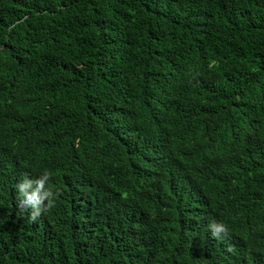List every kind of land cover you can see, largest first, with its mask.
Segmentation results:
<instances>
[{"label": "trees", "instance_id": "1", "mask_svg": "<svg viewBox=\"0 0 264 264\" xmlns=\"http://www.w3.org/2000/svg\"><path fill=\"white\" fill-rule=\"evenodd\" d=\"M0 264H264V0H0Z\"/></svg>", "mask_w": 264, "mask_h": 264}, {"label": "clouds", "instance_id": "2", "mask_svg": "<svg viewBox=\"0 0 264 264\" xmlns=\"http://www.w3.org/2000/svg\"><path fill=\"white\" fill-rule=\"evenodd\" d=\"M51 170L45 169L35 179L25 174L16 184L17 201L22 210L30 209V218L36 220L43 211L55 207L58 190L49 183L52 178ZM211 234L217 239L228 232V226L223 222L212 221L209 225Z\"/></svg>", "mask_w": 264, "mask_h": 264}]
</instances>
